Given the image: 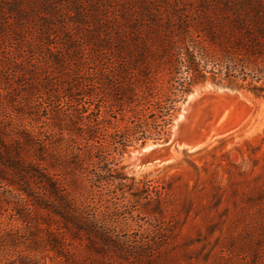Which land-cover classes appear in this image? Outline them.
I'll use <instances>...</instances> for the list:
<instances>
[{"label": "rangeland", "instance_id": "obj_1", "mask_svg": "<svg viewBox=\"0 0 264 264\" xmlns=\"http://www.w3.org/2000/svg\"><path fill=\"white\" fill-rule=\"evenodd\" d=\"M210 2L0 0L4 138L12 142L28 132L45 141L59 136L52 118L68 109L66 91L87 69L97 41L109 40L125 16L178 11L197 21L224 9ZM194 104L200 114L192 127L184 115ZM183 120L184 135L170 156L148 157L173 142ZM121 167L128 186L116 191L117 200L103 192L89 203L92 215L105 220L106 240L94 237L89 244L86 235L67 234L72 264H264V97L208 74L181 102L169 140L130 148ZM73 195L81 200L79 192ZM2 199L0 224L27 234L17 201ZM19 255L5 249L0 264H22ZM59 259L49 248L39 253V264H65Z\"/></svg>", "mask_w": 264, "mask_h": 264}, {"label": "trees", "instance_id": "obj_2", "mask_svg": "<svg viewBox=\"0 0 264 264\" xmlns=\"http://www.w3.org/2000/svg\"><path fill=\"white\" fill-rule=\"evenodd\" d=\"M210 3L224 9L197 21L178 11L125 16L109 40L97 41L66 91L68 109L52 118L57 138L28 132L8 142L0 129V210L3 197L15 199L28 232L0 224V254L16 249L22 264H39L49 248L72 264L67 234L86 235L89 244L106 240L105 220L92 215L90 200L103 192L117 200L116 191L128 186L121 165L129 149L167 142L181 102L208 74L264 97V0Z\"/></svg>", "mask_w": 264, "mask_h": 264}, {"label": "bare ground", "instance_id": "obj_3", "mask_svg": "<svg viewBox=\"0 0 264 264\" xmlns=\"http://www.w3.org/2000/svg\"><path fill=\"white\" fill-rule=\"evenodd\" d=\"M196 104H194V105H188V107L185 109L186 110V114L184 115L185 116V121H186V119H189L188 121H191V122H188L189 124H190V126H192L193 125V123H195V122H197L198 121V114H200V112H198V110H196L197 109V106H195ZM196 110V111H195ZM189 111H191V113L189 112ZM195 116V117H194ZM192 117L194 118V119H192ZM192 119V120H191ZM185 121L183 120V122H181V123H179V127H178V129L177 130H175V138H174V140H173V142L172 143H170L169 145H171V150H172V152H173V146L175 145V144H178L179 142L177 141V138L181 135V134H183L184 135V133H183V131H182V126L185 124ZM196 124V123H195ZM193 127V126H192ZM159 148H161V147H159ZM159 148H156V149H159ZM154 150V149H153ZM151 152V151H150Z\"/></svg>", "mask_w": 264, "mask_h": 264}, {"label": "water", "instance_id": "obj_4", "mask_svg": "<svg viewBox=\"0 0 264 264\" xmlns=\"http://www.w3.org/2000/svg\"><path fill=\"white\" fill-rule=\"evenodd\" d=\"M182 131L184 132V127L182 126ZM170 142H168L164 147L159 149H154L151 152H149L147 155L150 158H156V157H162V156H170L171 152V145H169Z\"/></svg>", "mask_w": 264, "mask_h": 264}]
</instances>
